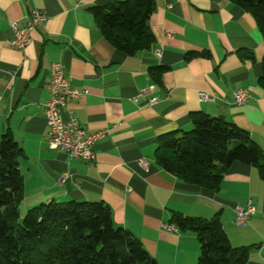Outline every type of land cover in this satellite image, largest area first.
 I'll use <instances>...</instances> for the list:
<instances>
[{"label":"crops","instance_id":"0c3cea01","mask_svg":"<svg viewBox=\"0 0 264 264\" xmlns=\"http://www.w3.org/2000/svg\"><path fill=\"white\" fill-rule=\"evenodd\" d=\"M116 1L0 0V136L9 130L24 153L19 214L20 207L49 201H101L157 264H197L196 235L171 224L172 213L218 214L232 246L252 245L246 264H264V181L255 167L233 162L212 191L179 181L154 160L157 136L189 130L194 111L234 123L264 148V94L257 83L264 43L255 19L228 0H154L151 45L126 54L103 37L90 11ZM33 10L45 13L44 22L24 47L11 46V25L24 26ZM191 52L202 54L188 57ZM55 62L79 92L67 98L62 117L72 112L88 131L106 130L90 160L48 147L43 108ZM155 68L160 82L150 74ZM238 89L252 98L237 104ZM199 92L211 98L200 101ZM248 200L254 212L236 225L234 207Z\"/></svg>","mask_w":264,"mask_h":264},{"label":"trees","instance_id":"16d2710c","mask_svg":"<svg viewBox=\"0 0 264 264\" xmlns=\"http://www.w3.org/2000/svg\"><path fill=\"white\" fill-rule=\"evenodd\" d=\"M255 19L264 43V0H228ZM154 0H120L90 11L103 37L126 54L149 48L148 19ZM202 53L191 52L189 56ZM203 55H207L204 53ZM161 68L150 70L160 82ZM257 83L264 94V54ZM189 130L157 136L154 160L179 181L216 191L225 170L240 162L264 181V148L243 129L200 111L189 114ZM22 148L9 130L0 136V264H157L137 237L115 225L101 201H49L29 207L22 218ZM171 224L195 233L197 264H246L250 246H232L218 214L206 219L172 213Z\"/></svg>","mask_w":264,"mask_h":264},{"label":"built area","instance_id":"2783aa9c","mask_svg":"<svg viewBox=\"0 0 264 264\" xmlns=\"http://www.w3.org/2000/svg\"><path fill=\"white\" fill-rule=\"evenodd\" d=\"M45 13L41 10H33L28 22L22 26L16 23L11 25L14 37L8 41L11 46L22 48L31 39V32L35 27H39L45 20ZM160 56V52H155ZM149 88L141 90V94ZM49 94L48 100L44 103V116L47 128L48 147L59 152H63L69 158L90 160L93 158V145L101 139L106 130L90 132L80 125L72 112L68 113V118L64 119L61 110L66 105L68 97L76 96L79 92L70 87L68 78L64 75V66L60 62L52 63L49 66V81L46 86ZM200 101L209 100L211 97L204 92L198 93ZM252 98L251 93L246 89H238L234 93L237 104H242ZM157 101L154 96L149 99L150 103ZM141 166H146L144 159L139 160ZM65 174H63V177ZM254 208L250 200L245 206L234 207V222L236 225H244L248 222ZM169 229H175L172 225Z\"/></svg>","mask_w":264,"mask_h":264},{"label":"rangeland","instance_id":"374dc122","mask_svg":"<svg viewBox=\"0 0 264 264\" xmlns=\"http://www.w3.org/2000/svg\"><path fill=\"white\" fill-rule=\"evenodd\" d=\"M25 212L26 211L23 212L22 209H21V207H20V215H21L20 218H22V216L24 215Z\"/></svg>","mask_w":264,"mask_h":264},{"label":"bare ground","instance_id":"6f19581e","mask_svg":"<svg viewBox=\"0 0 264 264\" xmlns=\"http://www.w3.org/2000/svg\"><path fill=\"white\" fill-rule=\"evenodd\" d=\"M106 134V133H105ZM104 137V136H103ZM96 143V142H95Z\"/></svg>","mask_w":264,"mask_h":264}]
</instances>
